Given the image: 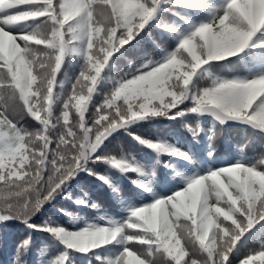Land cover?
Instances as JSON below:
<instances>
[{"label": "snow or ice", "instance_id": "6c2138e0", "mask_svg": "<svg viewBox=\"0 0 264 264\" xmlns=\"http://www.w3.org/2000/svg\"><path fill=\"white\" fill-rule=\"evenodd\" d=\"M163 2H168V0H163ZM2 3L4 0H0V4ZM7 3L8 7H0V30L6 34L3 37L5 45L14 39L23 48L22 37L35 35L31 31H13V27L18 22H29L35 26L45 22L55 25V31L51 33L48 40L45 41L43 37L37 36L36 38L43 42L31 43L33 48L46 49L50 53H55L51 57L55 75L52 83L53 96L56 93H54V87H57L59 83L58 76L66 56L72 53L84 58V67L73 82L72 95L68 97L71 101L68 110L72 111V105L79 106L83 110L84 122L79 135L71 130L70 124L66 127L62 139L46 133L48 138L43 142L47 144L48 150L43 155L37 153L42 164L27 175H25L27 169H21L19 161L10 163L9 167L0 168V222L20 219L29 228L36 230L52 227L32 224L31 217L69 178L76 175L78 171L85 170V164L88 161L105 160L123 171L139 172L140 169L137 166L126 160L117 159L112 155H99L100 146L113 131L150 115H167L186 100L192 101L193 106L190 111L193 113L214 110V115L221 123H224L226 119L217 115V112L223 111L228 118L244 120L264 128V115L257 111L256 105L244 113L228 107L229 89L249 88L252 86L250 82L264 80V75L252 79L217 81L214 87L204 89L195 95L190 89L194 75L203 65L241 52L252 40L250 39L242 48L230 55L218 57L215 54L217 46L227 42L228 26L251 30L247 21L240 16L236 6L255 8L258 4L264 5V0H227L211 21L196 27L165 61L158 64L150 62L136 72L126 74V77L117 83L111 94L104 100L103 106L99 105L96 108L91 122L86 119L85 114L88 107L85 102L91 99L93 93L96 92L102 70L105 69L115 52L125 44H129L135 35L145 28L161 6L162 0H129L128 3H120L118 0H22V2L21 0H7ZM184 6L207 7L199 2H189ZM98 8L104 9L111 20L110 27L104 28L103 33L96 20ZM69 13L75 14V21L70 20L69 23L61 26L59 21L65 19ZM21 16H27V19H16ZM226 16L229 18L227 21L224 19ZM82 18L86 22L82 25L81 31L79 33L75 30L69 31V27L73 23H78ZM258 30L264 32V26L259 27ZM194 53L196 59L193 58ZM201 59L207 62L201 63ZM10 66L7 57L0 59V120H4L9 126L18 128V125H15V122L8 117V108L16 99L24 103L23 93L21 87H18L16 74L9 70ZM153 69H156V72H153ZM161 76L167 78L169 92L183 90L182 102L172 106V98L167 96L163 99L167 107L160 106L161 96L155 87V81ZM146 84L151 86L145 87ZM137 89L138 95L135 98L128 95L129 90L136 92ZM126 100L128 103L125 102ZM24 110L41 124L38 131H43L45 125L34 115L37 109L33 103H26ZM183 114L182 111L177 112L171 118ZM190 130L194 136L202 131V129ZM6 141L7 134L0 135V155L7 157L23 150L31 157L30 146L26 144L23 133L17 132L14 144H8ZM140 142L171 155H183V153L166 149L157 143L143 140ZM245 167L254 170V175L264 173V167L258 165ZM222 169L227 171H220ZM91 174L96 173L91 172ZM229 177H235V180ZM99 178L105 179L104 177ZM241 179L232 166L221 167L206 175L193 178L185 189L177 190L169 197L157 198L148 206L132 210L131 218L124 224L96 227L116 230L118 235L111 242L116 241L117 238L124 242L126 240H123V237L130 235L139 238L132 240L131 242L137 243L131 245L127 241L124 250L109 264H124L127 259L126 249L134 254L139 264H152L149 257L153 252L160 251L166 253L174 264H228L229 256L243 233L252 228L257 221H264V195H260L259 184L255 185L256 195H247L244 190L236 186V182ZM206 181L209 183L205 187ZM186 196H190V201L187 203L183 200ZM167 204H171L173 208L195 205V212L183 215L191 223L179 228V235L173 226L174 222H169L167 212L163 213L159 223L155 219V210ZM205 213L207 214L206 227L201 224V218ZM128 229H143V231L130 232ZM181 238L186 242L185 249L181 248ZM30 243L31 239L26 237L19 244L18 251L26 252ZM107 244L109 243L103 245ZM144 246L151 250L147 255L141 250ZM198 253L200 259L196 258ZM262 254H264V248L247 256L242 264H253L255 258ZM97 258L100 259V257Z\"/></svg>", "mask_w": 264, "mask_h": 264}, {"label": "trees", "instance_id": "16d2710c", "mask_svg": "<svg viewBox=\"0 0 264 264\" xmlns=\"http://www.w3.org/2000/svg\"><path fill=\"white\" fill-rule=\"evenodd\" d=\"M197 1L209 4L210 9L208 13L197 8L179 7L178 18L173 16L170 17L172 24L179 28V36H175L172 33L173 35L171 34L170 37L167 38L161 36V33L155 34L159 42H165L172 49L160 59L156 57L155 63L153 64L165 61L169 55L176 51L185 37L190 35L200 24L211 21L227 2V0ZM34 27L35 24L33 23L23 22L14 26L12 30L28 32ZM151 48L154 47L149 41L142 42L138 48H131L129 53H125L124 56L115 59L117 68L120 67L121 70L126 73L136 72L139 70L138 68H129L134 61H130L129 59L123 64H121L120 61L122 60V62H124L126 58H130L134 53L137 54V59H141L142 56L149 57ZM115 55L116 53L113 54V56ZM260 55L261 62L251 64L248 69L239 70L237 77L243 80L264 75V47L258 50V56ZM66 66H70V63H67ZM107 66H109L110 69L109 71H105V69L102 70V76L98 85L100 83L106 84L108 91L102 95V100L96 99L94 95L97 94L100 89L97 85V90L92 95L94 100H98L99 105L104 102L106 96L113 91L118 83L114 81L113 78V76L116 75V70L113 67L114 61L109 62ZM82 69L83 66H79V74ZM198 73L199 70L194 77L197 78ZM61 76L59 77V81L63 82ZM67 80L68 78H66L65 83ZM207 80L208 79H206V81ZM202 86L203 84L198 81L196 86H191V93L193 94L196 89ZM57 91H60V87L55 90V92ZM97 96L99 97L101 95L97 94ZM156 103H158V101ZM192 106L193 104L190 99L179 106L184 108L183 118H179V116L171 118L178 112L177 108L173 109L167 115H150L130 123L134 124L147 119L155 120L154 122L157 124L156 130H158L162 139L159 142L154 138L151 140V143H157L169 150L183 153L182 156L171 155L166 151L141 146L135 139L129 147L111 154L117 159L126 160L140 169L139 172L141 173V177L145 180V184H140L141 191L138 190L140 193L139 197L135 195L136 188L133 186L134 183L132 181L136 176L135 172L123 171L109 162L106 164L103 160H97L90 162L89 166L86 168L96 174L102 175V177H105L108 181L100 179L98 175H92L91 178H88L86 174L90 171L86 172L82 170L78 172L74 177L69 178L65 186L63 188L61 186V188L53 194V197L46 201L31 217V223L40 226L64 227L69 231H79L90 226L95 228L110 226L111 224H124L131 218L130 210L132 211L138 207L148 206L155 202L157 198L169 197L173 195L175 191L186 188L181 183L172 182L165 168L172 170L173 166H175L178 171L187 174H197L200 177L210 173V171L225 166H233L237 163H242L245 166L256 165V162L264 157V135L257 134L248 128H223L211 118H203L198 113L191 112L190 108ZM22 123L24 127L30 130L31 127L25 120ZM146 124L150 125V123ZM124 128H130V125ZM148 128L151 130L152 126ZM190 129H202V131H199V134L194 136ZM131 133L135 134L133 131H131ZM216 133H221L218 138L216 137ZM126 137L127 135L124 134L123 138ZM208 183L209 182L206 181L205 185L207 186ZM78 186L84 187L91 192L97 200L101 201L100 203L103 204L105 208L102 207L103 209L100 210L96 206L94 207V203L90 199L89 204L92 206L91 208L94 207V209L90 211L84 210L81 207H76L74 203H71L73 202L72 199H69L66 195L65 190L67 187H73V194L77 196V198L88 202V199L83 198L80 194L81 192L79 193L76 189ZM118 192L125 193V203H119V201H123L124 196H118ZM116 193L115 200H113L112 197ZM189 201L190 198L187 202ZM163 207L165 212L168 213L169 222H174L173 226L177 229V232L179 218H182L186 222L188 221L189 224L191 223V221L186 219L187 217L184 218L183 215L176 218L173 215L175 208H173L171 204L163 205ZM80 219L87 221L90 226L83 224ZM132 230L135 229H128V231ZM213 231H215V229H213ZM29 236L31 237V243L27 251L24 253L19 252V244ZM191 238L194 239V237ZM185 247L186 242L181 238V248L185 249ZM262 248H264V221H257L252 228L247 229L243 233L229 256L228 264H242V261L247 256L256 253ZM157 253L160 254L168 264H174V261L167 257L166 253H163V251ZM96 257L100 256L98 254L91 256L89 263V259L86 255L76 254L73 249L68 248L53 233L46 230L29 228L25 223L21 222L20 219L0 222V264H93ZM151 258L152 264H159L160 261L154 259V256ZM196 258L200 259L199 253L196 254ZM164 264L166 263L164 262ZM253 264H260V261L256 259L253 261Z\"/></svg>", "mask_w": 264, "mask_h": 264}, {"label": "clouds", "instance_id": "9594fccd", "mask_svg": "<svg viewBox=\"0 0 264 264\" xmlns=\"http://www.w3.org/2000/svg\"><path fill=\"white\" fill-rule=\"evenodd\" d=\"M118 2L128 3L129 0H118ZM8 6L7 0H4V3L0 4V7ZM236 7H238L240 16L247 21L249 29L251 30H242L228 26L227 42L218 45L216 48L215 54L218 57L230 55L237 49L242 48L250 39H252L255 31H257L259 27L264 26V5L258 4L255 8L247 6ZM16 19H27V16L17 17ZM75 19V14L69 13L65 16V19L59 21V23L63 26L64 24L69 23L70 20L75 21ZM224 19L227 21L229 18L226 16ZM96 20L100 25L101 33H103L104 28L110 27V16L104 9H97ZM85 22V19L82 18L78 23H73L69 27V31L75 30L79 33ZM53 31H55V25L53 23L45 22L35 26L31 30L35 35L22 37L21 42L24 43V47L21 48L20 43L14 39L10 40L8 44L5 45L3 37L6 34L0 30V59L7 57L10 61L11 66L9 70L16 74L18 87H21L23 93L22 99L24 101V103H21L20 99H16L12 101L8 108V117L19 127L9 126L4 120H0V135L7 134L6 143L14 144L16 143L17 132L23 133L25 142L30 146V151L32 153L31 157H29V155L23 150L7 157L0 155V168L9 167L10 163L19 161L20 168L27 169V172H25V175H27L38 165L42 164V161L37 157V153L43 155L48 150L47 144L43 142L48 138L46 133H51L53 136L62 139L65 129L69 124L71 125V130H74L77 135H79L80 129L83 127V110L77 105H72V108H75V115L70 119L71 111L68 110V106L71 101L67 99L66 102H63L62 94L58 91L55 93V96H53L52 83L55 80V75L52 69L53 60L51 57L54 56L55 53H50L46 49H37L31 46V43L43 42L38 40L36 38L37 36L43 37L46 41L49 39ZM193 58L196 59L195 53L193 54ZM200 62L206 63L207 61L201 59ZM153 72H156V69H153ZM129 83L131 84L132 82ZM215 83L216 81L213 82L211 87H206L205 90L214 87ZM250 83L252 86L249 88H231L228 90V107L238 109L241 113H244L251 109L253 105H256L257 111L264 115V99H262V97H264V80L252 81ZM149 86L151 85H145V87ZM133 87L136 86L133 85ZM155 87L161 96V107H167V105L163 103V99L167 96H171L172 106L182 102L184 96L183 90L180 92H169L166 77L161 76L156 78ZM110 94L111 93H109L106 98ZM128 95L135 98L138 95V89L136 92L129 90ZM28 102H32L33 106L36 107L37 111L34 115L44 123L45 128L43 131H29L23 126L22 122L25 120L26 116H28L27 112L24 110V105ZM61 102L63 103V107H58V112L60 114L57 115L56 112L53 111V106L54 104L59 106ZM125 102L128 103L127 100ZM101 106H103V103ZM121 108L123 109V105H121ZM217 115L224 119L228 118L227 114L223 111L217 112ZM94 116L95 113H93V117ZM220 134L221 133H216V137L218 138ZM256 165L264 167V157L259 159L256 162ZM232 168H234L242 178L240 181L236 182L238 188L244 190L247 195H256L255 185L259 184L261 189L260 195H264V173L254 175V170L249 169L242 164L233 165ZM220 171L227 170L222 169ZM229 178L235 180V177ZM195 210L194 204L191 207L175 208L173 215L176 218H179L181 215H187L188 213L195 212ZM201 224L205 227L207 226L206 213L201 218ZM45 230L57 236L68 248L76 249L84 253L98 248L105 243H110L118 235L116 230L96 227L83 228L79 231H69L64 227H49ZM28 239H31V237L29 236ZM135 239L139 238L131 235L123 237V240L128 242ZM125 254L127 259L124 261V264H139L133 253L126 249ZM255 259H258L260 264H264V254Z\"/></svg>", "mask_w": 264, "mask_h": 264}, {"label": "rangeland", "instance_id": "374dc122", "mask_svg": "<svg viewBox=\"0 0 264 264\" xmlns=\"http://www.w3.org/2000/svg\"><path fill=\"white\" fill-rule=\"evenodd\" d=\"M182 1L185 2V0H182ZM21 2H22V0H21ZM177 3H178L177 0H168V2H163V0H162L161 6L157 9V11L154 13V16L146 24L147 26H145V28L143 30H141V35H143L145 33L146 29H148L150 27V25L155 26L157 30L158 29L162 30L161 29L162 21H164V19L166 17H168L169 12L173 9V7L178 5ZM139 40H140V37L135 39V40L132 39L129 42V44H125L123 47L120 48V50L117 52V54L115 56H112L110 58V62L114 61L113 67L116 70L115 71L116 75L113 76L114 81L119 82L126 77V74L134 73V72L126 73V72H123V70H121L120 67L117 68V62L115 61V59H117L120 56H124L125 53H129L131 51V48L134 49V48L138 47L140 45V43H138ZM163 47H165V48L168 47L165 42L159 43V47H158L159 50H157L156 52L151 51L149 53L151 55L153 53H156L157 55H162L165 52V50H162ZM126 49L128 51H126ZM129 59H130V61H134V63L131 64V66H129V68L134 67V68H138V69H141L142 66L147 64L149 61V57H146V56H142L141 59H137V54L134 53L133 56H131L130 58H126L124 60V62H122V60L120 62H121V64H123L126 62V60H129ZM69 61H70V66H69L68 74L66 76V77H68V80L66 83L64 82L61 84L60 91H59L62 94V101L63 102H66L68 97L70 95H72L71 87H72L73 82L79 76V66L82 65L84 67V58L82 56H80L79 54L71 55L69 58L67 57L66 62H69ZM109 69H110L109 66H107L105 68V71H109ZM216 76L218 78L220 77V75H218V74H216ZM194 81L191 83V85L194 83ZM217 81H223V79H219ZM212 85H213V83H211L209 81H205V83L202 87L196 89L193 92V95L202 92L206 87H211ZM98 86L100 87V89H99V92L97 94H100L101 96L98 97L97 94H95L94 97L96 99L102 100V98H103L102 95H104L108 91V88H107L106 84L100 83ZM85 104L88 107L87 113L85 114L86 119H88L89 122H91L92 114L94 113L96 108L99 106L98 100H94L91 97V99L87 100L85 102ZM58 107L62 108L63 103L61 102L59 106H56L54 104L53 109L57 115L60 114L58 112ZM74 115H75V108L73 107V109L70 113V119ZM25 121L31 127L29 131L38 130L41 128V124L29 115L26 116ZM148 127H149L148 124L139 123L135 127H130L127 129L124 127H121L119 129L113 131L111 133V135H109L108 138L100 146V148L98 150V154L99 155H111L112 153H115L119 150H123V148L129 147L133 143L135 137H138L139 141L143 140V141L151 142V138L153 137V135H152V132H150V129ZM133 129L135 131H137L136 136H135V134L131 133V131ZM124 134L127 135L126 138H123ZM140 137H142V138H140ZM52 147H54V145ZM166 149H168V148H166ZM180 156H182V155H180ZM93 161H97V160H93ZM93 161H88L85 165V170H83V171L89 172V170L86 167H88L89 163L93 162ZM78 172H80V171H78ZM91 172H93V171H91ZM91 172L86 174L88 178L92 177L93 174H91ZM167 172L170 174V170H167ZM95 175H98V174H95ZM74 176H72V177H74ZM198 177L199 176H196V175H187V176L175 175V176H173V178L175 180L180 181V183H182L185 187H187L188 182H190L193 178H198ZM66 183H67V181L62 185V188L65 186ZM205 187H206V185H205ZM65 191H66L67 197H69V199H72L73 202H71V203H74V205L76 207H81L84 210H89V211L92 210V208H91L92 206L89 204V202H85V201L77 198V196H75L73 194V187H67ZM82 197L84 198V196H82ZM189 198H190V196L184 197L183 198L184 202L187 203V200ZM164 212H165V210H164L163 205H161L158 209L155 210L154 214H155V219H156L157 223H159V221L162 219V215ZM145 215L149 216L150 214H145ZM184 218H186V217L184 216ZM80 220L83 224L90 226L87 221H84L83 219H80ZM185 224H189V222L188 221L186 222L182 218H179V220H178V232H177L178 235H179V228L183 227ZM90 227H92V226H90ZM90 227H87V228H90ZM137 231H143V229H135V230H132L130 232H137ZM134 243H137V242H130V245L134 244ZM126 245H127V241L122 242L119 238H117L116 241L110 242L107 245H102L96 249H92L87 253L80 252L76 249H73V251L76 254L86 255L87 258L89 259V263H90V257L98 254L100 256V259H98L96 257V259L93 261V264H109L110 261L114 260L124 250ZM141 250L146 255L148 254L149 251H151L147 246L142 247ZM133 251H134V249H133ZM102 255H105V256H102ZM152 256H154V259L160 261L159 264H164V262L166 264H168L167 261L163 257H161V255L158 254L157 252L152 253V255L149 257L150 260L152 259L151 258Z\"/></svg>", "mask_w": 264, "mask_h": 264}, {"label": "water", "instance_id": "95a60500", "mask_svg": "<svg viewBox=\"0 0 264 264\" xmlns=\"http://www.w3.org/2000/svg\"><path fill=\"white\" fill-rule=\"evenodd\" d=\"M200 113H202L203 115H209L212 118H214L217 122L221 123V121L216 117V115H214V110H205ZM221 124L223 126H229V125H238V126H247V127L249 126L251 128L256 129L257 131L264 133V128H261L259 125L252 124L247 121L240 120V119L228 118L226 119V122L221 123Z\"/></svg>", "mask_w": 264, "mask_h": 264}]
</instances>
